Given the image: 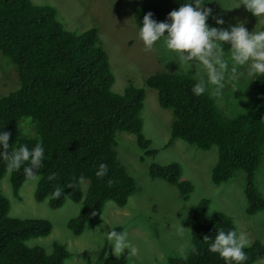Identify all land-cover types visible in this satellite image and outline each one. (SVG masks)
<instances>
[{"label":"trees","instance_id":"16d2710c","mask_svg":"<svg viewBox=\"0 0 264 264\" xmlns=\"http://www.w3.org/2000/svg\"><path fill=\"white\" fill-rule=\"evenodd\" d=\"M209 1L202 0L204 5ZM184 2L174 0L169 8L155 4L134 8L132 17L137 30L146 13L151 12L155 21L162 22ZM0 54L15 66L19 83L17 90L0 97V131L9 133V151L11 146L23 144L31 148L37 141L42 143L45 161L34 199L39 203L46 200L53 210L67 200L79 204L78 214L66 224L74 236H79L87 225H99L106 202L123 208L135 192L134 180L117 161L115 134L134 135L141 150L150 145L141 132L144 90L128 85L122 95L113 93L114 78L97 30L90 28L74 35L57 20L54 9L35 5L31 0H0ZM256 79L252 81L246 111L237 116L223 115L207 92L194 96L191 88L196 81L189 76L163 72L145 80V86L156 91L158 105L172 113L171 140L203 151L216 148L212 184L226 183L238 171L245 174L249 216L264 209L254 182L264 151V78ZM22 119H30L31 124L24 126L32 127V136L21 134ZM155 154V150L146 152L147 156ZM100 163L108 168L103 178L95 176ZM7 171L0 161V179ZM52 174L54 178L49 180ZM148 175L175 186L183 200L193 191L191 183L181 180L177 163L151 164ZM81 176L88 183L84 194ZM9 182L18 198L19 188L26 182L22 170L9 171ZM56 187L61 189L59 197L52 196ZM208 205L207 199L201 200L191 214L195 254L189 251L186 258L170 257L168 264H223L217 254L208 251V244L216 229H235L225 214L205 218ZM8 212L9 204L0 195V264H63L69 257L60 244H53L50 254L40 247L26 246L29 239L48 236L50 223L10 218ZM244 251L243 264L264 258V245L257 241ZM126 263L125 253L102 262Z\"/></svg>","mask_w":264,"mask_h":264},{"label":"rangeland","instance_id":"374dc122","mask_svg":"<svg viewBox=\"0 0 264 264\" xmlns=\"http://www.w3.org/2000/svg\"><path fill=\"white\" fill-rule=\"evenodd\" d=\"M33 4L54 9L57 20L65 30L74 35L95 28L99 41L108 56L109 66L114 78L111 91L122 95L128 85L142 88L145 93L141 111V132L150 145L141 150L134 135L126 132L115 134V153L118 163L134 180L135 192L123 208L112 202H106L98 226L87 225L79 236H74L66 227L69 219L74 218L80 205L70 200L59 209L53 210L47 201L41 203L34 199L36 184L24 182L14 197L9 182V171L0 179V195L9 204L8 216L19 220H45L51 225L50 234L43 238L26 241L28 247H40L46 254L52 252L53 244L65 247L69 257L63 264H102L112 255L107 241L103 243V233L111 229H120L135 247L134 255L125 250L126 264H168L170 257L180 258V248L185 242L191 243V214L195 206L203 199L209 201L204 214L210 218L222 213L232 220L235 231L244 234L248 247L255 241L264 245V209L255 215L246 213L247 201L244 194L245 174L236 172L233 178L219 185L212 184L211 170L217 162V150L211 147L207 151L197 149L180 140L170 139L172 113L162 109L157 102L156 91L145 86V80L156 73L186 75L197 79L194 70L186 72L157 44L153 50L145 51L139 41L138 30L132 17V10L140 5L155 4L169 8L174 0H31ZM236 0H211L204 5L211 11L206 21L216 27L212 17H222L226 24H235L237 20L246 21L245 27L252 31L256 19L241 6L231 9ZM257 22L256 27H260ZM228 46L225 45V50ZM227 55V54H226ZM200 76L202 70H196ZM243 71V69H241ZM252 77L246 75L236 83H226L221 96L212 90L206 91L213 99L218 110L226 116H237L247 109L248 94L252 86ZM252 80V81H251ZM19 87L17 71L14 65L0 54V97H5ZM30 119L19 122L23 136H32ZM27 132V133H26ZM21 135V136H22ZM171 140V141H170ZM148 150H155L154 156H147ZM177 163L181 167V180L188 181L193 191L183 200L175 186L162 180L151 179L148 169L151 164L167 165ZM255 187L264 200V151L254 175ZM87 181H81L83 194ZM185 205H192L186 211L177 212ZM208 211L211 213L209 217ZM177 212V213H176ZM180 226L184 228L180 235ZM97 252H92L96 248ZM245 248V249H246ZM91 252V253H90ZM121 253V254H123ZM189 251L186 252V256ZM120 255V254H119ZM253 264H264V258Z\"/></svg>","mask_w":264,"mask_h":264},{"label":"clouds","instance_id":"9594fccd","mask_svg":"<svg viewBox=\"0 0 264 264\" xmlns=\"http://www.w3.org/2000/svg\"><path fill=\"white\" fill-rule=\"evenodd\" d=\"M203 5L202 0H186L178 9L170 11L162 22L155 21L151 12L146 13L137 33L144 50H153L159 44L166 53L171 54L165 64L174 60L186 72L194 70L197 75L191 88L194 96H201L212 90L219 97L226 83H231L235 89L236 83L244 75L252 77V80L264 78V0H236L235 5L230 6L231 9L242 6L256 19V24L259 22L261 26L256 27L255 24L252 31L245 27L246 21L240 20L224 27L226 22L222 17H212L216 27L209 26L206 21L210 18L211 11ZM225 45L228 46L227 50ZM197 69L202 70L204 75L200 76ZM8 141L9 133L0 131V161L5 163L8 171L22 170L26 181L38 183L39 172L44 166L42 161H45L42 143L37 141L31 148L23 144L15 148L11 146L9 151ZM107 172V166L100 163L95 176L103 178ZM54 175H49L48 179H53ZM83 179L82 176L79 177V180ZM60 195L61 189L56 187L52 196ZM189 206L192 205H185L177 212L186 211ZM211 213L208 211L207 215L210 217ZM180 229L179 234L183 235L184 228L180 226ZM204 240L209 238L205 237ZM210 240L208 251L217 254L223 264H243L246 260L244 249L248 246V241L244 234L216 229L215 237ZM105 241L110 246L112 255H119L125 250L132 255L136 252L125 231L111 229L103 233V243ZM99 249L98 247L92 252ZM187 251L195 254L196 249L186 241L180 248V254L186 258ZM93 257L97 264L96 256H92V260Z\"/></svg>","mask_w":264,"mask_h":264}]
</instances>
